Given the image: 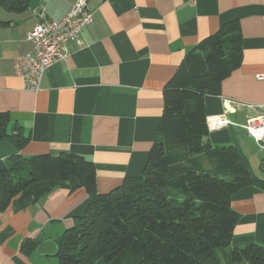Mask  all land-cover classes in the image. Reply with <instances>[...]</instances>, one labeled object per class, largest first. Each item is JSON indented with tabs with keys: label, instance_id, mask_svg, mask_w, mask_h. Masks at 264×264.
Masks as SVG:
<instances>
[{
	"label": "crops",
	"instance_id": "obj_1",
	"mask_svg": "<svg viewBox=\"0 0 264 264\" xmlns=\"http://www.w3.org/2000/svg\"><path fill=\"white\" fill-rule=\"evenodd\" d=\"M76 0H27L20 10L0 5V111L28 137L17 149L0 140V158L71 152L95 166L96 191L107 192L124 177L141 175L163 109L162 90L198 41L236 19L241 33L240 65L205 95L206 120L225 115L228 125L209 130L211 146L237 144L252 173L264 181V148L238 126L264 113V0H86L92 23L69 56L53 63L39 88L25 89L13 58L27 53L26 34L43 5L52 20L62 19ZM224 99L235 103L227 106ZM236 123V124H235ZM250 158L258 161L255 170ZM89 201L75 177L34 182L0 211V264H57L56 255L21 250L25 239L57 242ZM238 214L230 247L264 245V187L247 185L231 195ZM219 251L220 264H227Z\"/></svg>",
	"mask_w": 264,
	"mask_h": 264
},
{
	"label": "trees",
	"instance_id": "obj_2",
	"mask_svg": "<svg viewBox=\"0 0 264 264\" xmlns=\"http://www.w3.org/2000/svg\"><path fill=\"white\" fill-rule=\"evenodd\" d=\"M27 0H0L9 10ZM236 19L191 47L165 83L163 109L141 175L124 177L107 192L96 191L94 163L71 152L0 158V211L28 185L75 177L89 201L82 215L57 240V264H264V245L230 247L238 214L231 195L247 185L264 187L237 144L211 146L205 95L241 63ZM19 149L28 140L22 127L0 111V140ZM210 166L205 168L201 156ZM25 239L21 250L35 249Z\"/></svg>",
	"mask_w": 264,
	"mask_h": 264
},
{
	"label": "built area",
	"instance_id": "obj_3",
	"mask_svg": "<svg viewBox=\"0 0 264 264\" xmlns=\"http://www.w3.org/2000/svg\"><path fill=\"white\" fill-rule=\"evenodd\" d=\"M37 23L26 34V40L32 43V48L25 54L13 58L15 75L23 81L25 89L37 90L44 72L55 62L69 56L68 43H80V32L85 25L92 23L93 11L86 0H76L66 15L56 21L48 18L43 5L35 9ZM264 78V75H258ZM227 106H232L233 99H224ZM231 123L225 115L209 117V130L224 127ZM236 124V123H235ZM246 134L260 148H264V113L246 116L242 124Z\"/></svg>",
	"mask_w": 264,
	"mask_h": 264
},
{
	"label": "water",
	"instance_id": "obj_4",
	"mask_svg": "<svg viewBox=\"0 0 264 264\" xmlns=\"http://www.w3.org/2000/svg\"><path fill=\"white\" fill-rule=\"evenodd\" d=\"M34 251L39 255H51L54 256L59 251V246L53 239H43L35 247Z\"/></svg>",
	"mask_w": 264,
	"mask_h": 264
},
{
	"label": "rangeland",
	"instance_id": "obj_5",
	"mask_svg": "<svg viewBox=\"0 0 264 264\" xmlns=\"http://www.w3.org/2000/svg\"><path fill=\"white\" fill-rule=\"evenodd\" d=\"M250 157H251V156H249V158H250ZM249 160H250V161H249V164H251V166H252V170H255V167L257 166L258 161H256L254 158H250ZM201 161H202V163H203V165H204L205 168H207V167L210 166L208 160L206 159V157H205L204 155L201 156Z\"/></svg>",
	"mask_w": 264,
	"mask_h": 264
}]
</instances>
